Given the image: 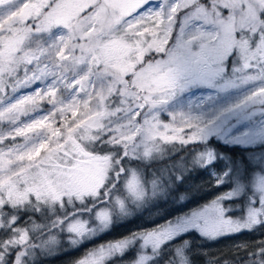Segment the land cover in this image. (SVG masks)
Returning <instances> with one entry per match:
<instances>
[{"label":"snow or ice","instance_id":"obj_1","mask_svg":"<svg viewBox=\"0 0 264 264\" xmlns=\"http://www.w3.org/2000/svg\"><path fill=\"white\" fill-rule=\"evenodd\" d=\"M77 252L264 264V0H0V264Z\"/></svg>","mask_w":264,"mask_h":264},{"label":"trees","instance_id":"obj_2","mask_svg":"<svg viewBox=\"0 0 264 264\" xmlns=\"http://www.w3.org/2000/svg\"><path fill=\"white\" fill-rule=\"evenodd\" d=\"M218 167H222V165H219ZM211 184H212V178L208 176L207 173H203L189 182V185H188L189 187H193L194 190L198 189V191H196L195 193L196 200L193 201L190 207L196 206L197 201L203 202V200H206L209 197L211 198L215 194L214 190H216V188L211 187ZM166 207L169 211L175 210L171 204L167 205ZM157 219H158V214L155 212V210L146 211L144 215L139 216L137 218H133L129 222L124 223L121 226H118L117 228L113 230V232L110 235L106 234L100 238H97L95 240V243L99 244L106 240L115 239L122 235H126L130 231L135 230L137 228L150 227L152 225V222ZM256 236L259 237V233H256ZM241 239L247 240L249 239V237L245 236V237H242ZM231 243L232 241L221 242L219 245H216L214 248H212V251L225 248L227 245H230ZM76 255H79V253L77 252V253H72V254H61V255L55 256L47 260L46 264H70V261Z\"/></svg>","mask_w":264,"mask_h":264},{"label":"rangeland","instance_id":"obj_3","mask_svg":"<svg viewBox=\"0 0 264 264\" xmlns=\"http://www.w3.org/2000/svg\"><path fill=\"white\" fill-rule=\"evenodd\" d=\"M217 190H218V189L214 190V193H215V194L217 193ZM215 194H214V195H215ZM208 199H210V197H209ZM106 241H107V240H106ZM104 242H105V241H104ZM102 243H103V242H102Z\"/></svg>","mask_w":264,"mask_h":264}]
</instances>
